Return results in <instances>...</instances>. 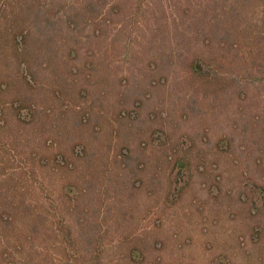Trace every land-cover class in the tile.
I'll return each mask as SVG.
<instances>
[{
    "label": "rangeland",
    "instance_id": "1",
    "mask_svg": "<svg viewBox=\"0 0 264 264\" xmlns=\"http://www.w3.org/2000/svg\"><path fill=\"white\" fill-rule=\"evenodd\" d=\"M0 264H264V0H0Z\"/></svg>",
    "mask_w": 264,
    "mask_h": 264
}]
</instances>
